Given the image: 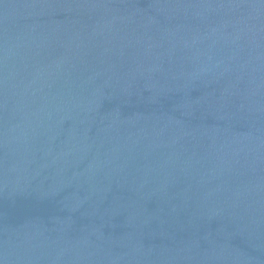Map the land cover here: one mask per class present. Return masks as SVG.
Segmentation results:
<instances>
[{
  "label": "water",
  "instance_id": "water-1",
  "mask_svg": "<svg viewBox=\"0 0 264 264\" xmlns=\"http://www.w3.org/2000/svg\"><path fill=\"white\" fill-rule=\"evenodd\" d=\"M0 264H264V0H0Z\"/></svg>",
  "mask_w": 264,
  "mask_h": 264
}]
</instances>
